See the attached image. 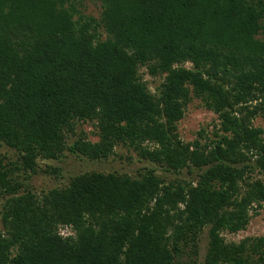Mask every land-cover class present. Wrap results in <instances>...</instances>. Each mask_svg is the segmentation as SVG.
Instances as JSON below:
<instances>
[{"label": "trees", "instance_id": "16d2710c", "mask_svg": "<svg viewBox=\"0 0 264 264\" xmlns=\"http://www.w3.org/2000/svg\"><path fill=\"white\" fill-rule=\"evenodd\" d=\"M93 1L98 19L82 0H0V145L19 164L0 157V264H177L185 253L197 264L206 228L204 264H264V235L222 236L264 205L252 177L264 175V129L252 124L264 117V0ZM142 68L163 76L153 94ZM193 99L218 128L185 143L177 123ZM87 121L98 141L68 145ZM118 146L175 178L85 173L37 195L12 176L65 150L100 161Z\"/></svg>", "mask_w": 264, "mask_h": 264}, {"label": "rangeland", "instance_id": "374dc122", "mask_svg": "<svg viewBox=\"0 0 264 264\" xmlns=\"http://www.w3.org/2000/svg\"><path fill=\"white\" fill-rule=\"evenodd\" d=\"M83 12L85 15L91 16L95 19L99 18L100 6L99 3L93 0H82ZM102 32V39L105 38V32ZM187 68L189 64L185 65ZM140 76L147 86L150 93H155L157 88L163 82V76L152 77L147 73L146 68L140 69ZM254 127L264 129V117L259 115L252 121ZM218 128L217 116L211 111L205 109L200 100L193 99L187 106L183 118L177 123V130L180 139L187 143L196 139L197 133L204 130L209 138ZM85 134L87 139L91 142H97L98 137L95 133V128L90 122H77L75 125V135H68V145L73 143L79 134ZM115 155L106 160L91 161L82 156L71 154L65 150L63 154L54 160L38 158L34 171L13 170L12 176L14 181L20 184V193L24 190H29L37 195L51 190L53 188H63L67 186L70 180L78 175L85 173H118L126 174L133 178L139 177L146 169H154L156 174L165 176L167 180L174 179L175 176L164 173L162 169L158 168L152 163L140 160L135 153L128 150L126 147H116ZM17 152L5 145H0V157L5 159V162L14 165H19L17 162ZM252 177L260 179L264 182V175L254 172ZM181 178H192L184 169ZM4 198L0 196V231L3 230L1 214ZM60 234L63 236L70 235L69 229H60ZM264 235V205L256 214L251 211V219L246 229L237 234H230L223 232L224 240L228 242L238 243L242 239L248 237H261ZM208 249V229H204L198 243V255L196 257L197 264H204V259ZM188 251V250H187ZM177 264H192L190 258L186 253L181 257Z\"/></svg>", "mask_w": 264, "mask_h": 264}]
</instances>
